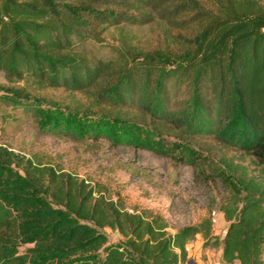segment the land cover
<instances>
[{"label":"trees","instance_id":"1","mask_svg":"<svg viewBox=\"0 0 264 264\" xmlns=\"http://www.w3.org/2000/svg\"><path fill=\"white\" fill-rule=\"evenodd\" d=\"M152 13L186 31L172 37L176 51L93 62L78 54L98 32L148 24ZM0 73L91 95L98 113L83 118L30 105L46 133L156 154L163 136L205 134L237 151L213 158L186 145L180 157L222 189L221 262L264 264L263 8L251 0H0ZM171 88L186 94L178 109ZM211 223L169 232L160 215L129 212L76 175L0 146V264H183L197 236L218 247ZM105 228L120 241L109 243Z\"/></svg>","mask_w":264,"mask_h":264},{"label":"rangeland","instance_id":"2","mask_svg":"<svg viewBox=\"0 0 264 264\" xmlns=\"http://www.w3.org/2000/svg\"><path fill=\"white\" fill-rule=\"evenodd\" d=\"M251 1L264 9V0ZM152 15V20L145 25H119L98 32L95 39L84 43L78 54L93 62L155 50L176 51L172 37L186 31L169 27ZM185 95L183 88H171L170 107L178 109ZM92 104L90 94L39 86L33 81H9L0 73V146L18 156L76 175L104 198L119 202L129 212L149 211L160 215L169 232L203 218L212 219V235L218 247H203L202 239L197 236L187 244L188 258L183 264H223L220 248L227 223L217 209L222 189L217 183L196 177L194 168L180 153L186 145L213 158L221 154L236 157L237 151L222 149L205 134L186 140L169 136L156 139L153 143L159 154L144 148L113 145L104 139L74 141L61 134L41 131L30 111V105H34L42 113L59 112L68 118H83L85 113H98V108ZM77 111L79 113L75 114ZM144 140H148L145 135ZM101 231L109 243L120 241L116 232L106 228ZM26 247L18 248L17 252ZM262 258L264 260V248Z\"/></svg>","mask_w":264,"mask_h":264}]
</instances>
